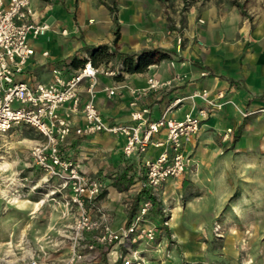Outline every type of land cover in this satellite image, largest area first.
<instances>
[{
  "label": "crops",
  "instance_id": "1",
  "mask_svg": "<svg viewBox=\"0 0 264 264\" xmlns=\"http://www.w3.org/2000/svg\"><path fill=\"white\" fill-rule=\"evenodd\" d=\"M30 6L33 14L29 20L47 23L48 28L31 41L35 53L26 64L24 78L46 83L52 78L53 68H60L67 77L87 60L115 69V75L98 74L95 100L110 121L130 122L132 89L144 88L149 75L159 79L184 75L169 88L149 90L139 98L138 105L148 107L149 116L157 118L174 98L182 97L169 113L182 118L206 106L200 95L191 96L206 90L209 99L222 104L202 119L197 136L185 145V152L196 154L207 147L218 151L222 141L232 142L235 149L264 152V119L259 114H242L244 109L264 106V0H181L177 11L183 15L173 23L179 30L168 23L170 3L159 5L158 0H31ZM101 44L107 45L104 52L95 48ZM152 49L168 55L154 57L138 71L123 68L121 53ZM43 51L48 54L43 55ZM85 85L84 81L82 98L87 97ZM107 87H114V94L109 95ZM219 91L224 94L221 98L217 96ZM72 121L75 126L82 125L81 112L75 113ZM229 128L231 132L226 135ZM122 143L123 137L107 132L79 135L72 131L62 150L87 175L101 177L118 168L121 175L131 174L140 181L136 164L122 155ZM160 150L150 146L147 154L155 156ZM110 181H106L107 194L98 203L109 211L112 226L118 227L126 210ZM89 210L95 214L92 208ZM49 248V255L40 264H63L67 244ZM74 264L105 263L94 257Z\"/></svg>",
  "mask_w": 264,
  "mask_h": 264
},
{
  "label": "rangeland",
  "instance_id": "2",
  "mask_svg": "<svg viewBox=\"0 0 264 264\" xmlns=\"http://www.w3.org/2000/svg\"><path fill=\"white\" fill-rule=\"evenodd\" d=\"M158 1L159 5L170 3L171 11L166 14L174 26L183 15L177 11L181 0ZM177 37L181 43V35ZM39 140L41 136L25 124L0 133V264H29L31 260L40 264L49 255V247L61 243L67 244L69 253L67 234L75 209L68 203L69 191L59 189L58 181L30 158L29 148ZM219 146L218 151L207 147L196 154L187 153L186 171L156 189L124 174L115 186L126 210L118 227L112 226L109 211L98 199L108 192L106 181L114 182L122 171L114 168L101 176L104 189L96 203L109 215V224L117 229L125 226L141 202L150 199L146 221L155 226L156 238H124L105 249L87 251L81 260L97 257L105 264H122L126 258L130 264H264V152L235 149L230 141ZM92 237L87 233L84 241Z\"/></svg>",
  "mask_w": 264,
  "mask_h": 264
},
{
  "label": "built area",
  "instance_id": "3",
  "mask_svg": "<svg viewBox=\"0 0 264 264\" xmlns=\"http://www.w3.org/2000/svg\"><path fill=\"white\" fill-rule=\"evenodd\" d=\"M30 1L0 0V133L20 124L32 127L41 140L30 146V158L48 177L58 181L59 189L69 191L68 203L75 210L67 234L69 253L63 264H74L84 259L87 251L96 247L105 249L124 238L143 236L148 241L154 240L155 226L146 221L151 200L142 201L125 226L113 228L107 212L96 203L104 189L103 181L98 176L82 172L77 162L64 154L62 145L72 131L79 135L107 132L121 136L123 157L136 164V176L141 178L143 185L156 189L167 179L179 177L186 171L189 158L185 145L197 136L202 119L222 103L209 99L207 91L202 90L191 95L198 94L206 102V106L199 108L196 114L187 112L182 118L171 116L170 111L182 100V97H176L157 118H151L148 107L138 105L139 98L149 90L173 86L184 75L175 74L168 79L149 75L144 88L132 89L131 121H110L96 103V84L99 73L115 75V69H105L87 60L67 77L60 68H53L52 78L46 83L24 78L26 64L35 53L31 41L48 28L47 23L29 20L33 14ZM62 32L66 33V30ZM42 54L47 55L48 51ZM84 81L86 98L81 96ZM106 90L109 95L115 92L114 87ZM223 95L221 91L217 93L219 98ZM77 112H81L84 123L75 126L72 117ZM242 114H259L264 119V106L244 109ZM229 132L230 128L226 135ZM150 146L161 147V150L150 156L147 154ZM90 207L94 208L97 216L91 214ZM87 233L92 234V240L84 241ZM130 261L126 258L122 264H130ZM29 264L38 263L31 260Z\"/></svg>",
  "mask_w": 264,
  "mask_h": 264
},
{
  "label": "trees",
  "instance_id": "4",
  "mask_svg": "<svg viewBox=\"0 0 264 264\" xmlns=\"http://www.w3.org/2000/svg\"><path fill=\"white\" fill-rule=\"evenodd\" d=\"M118 31L116 30V35H115V40L117 39ZM97 51H102L104 52L107 50V45L106 44H101L95 47ZM108 54V53H107ZM168 53L161 51L159 49H152V50H142L141 52L138 53H121V63L122 66L125 70L127 71H138L143 69L144 67L147 66L154 57H165L167 56ZM93 64L95 63L94 61L92 62ZM124 179V175H121L118 177L114 184L115 186H118V184Z\"/></svg>",
  "mask_w": 264,
  "mask_h": 264
}]
</instances>
